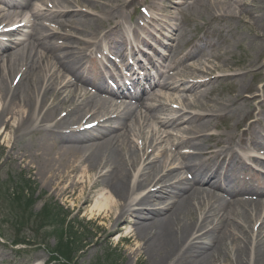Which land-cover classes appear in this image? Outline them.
<instances>
[{
	"label": "bare ground",
	"instance_id": "bare-ground-1",
	"mask_svg": "<svg viewBox=\"0 0 264 264\" xmlns=\"http://www.w3.org/2000/svg\"><path fill=\"white\" fill-rule=\"evenodd\" d=\"M134 1L39 0L27 9L33 16L24 15L28 0L5 2L0 137H13L8 156L109 234L126 225L117 241H132L131 258L264 264V178L243 165L261 160L264 166V108L244 98L253 81L243 80L255 60L243 59L237 68L227 45L198 46L215 38L222 43L224 31L236 36L239 25L253 33L264 23V0H136L147 1L150 17L130 23L125 12ZM182 19L201 21L193 26L200 36L187 38ZM152 37L169 51L163 52L159 101L142 104L147 113L130 112L126 101L109 98V88L82 75L94 54L125 59L149 47ZM219 81L237 85L232 98L211 95ZM260 90L264 95V85ZM218 118L232 120L236 132L213 133ZM245 121L246 129L238 130ZM246 149L251 153L243 154ZM242 178L248 186L236 185Z\"/></svg>",
	"mask_w": 264,
	"mask_h": 264
},
{
	"label": "rangeland",
	"instance_id": "rangeland-1",
	"mask_svg": "<svg viewBox=\"0 0 264 264\" xmlns=\"http://www.w3.org/2000/svg\"><path fill=\"white\" fill-rule=\"evenodd\" d=\"M135 1L126 9L127 14L132 10L134 11L132 18L139 11L137 8L139 4L137 5ZM199 22L201 21L196 22V27L199 26ZM192 27L191 24L188 25V29ZM233 27L235 28V26ZM237 29L235 30L236 36L232 37L231 33L227 34L224 31L225 37H220L223 42L217 43L220 44V48L227 45L231 49L235 55L233 62L235 61V67L237 68L243 59L255 60L253 67L245 74L243 80L245 84L251 80L253 81L251 89L245 91L246 96L244 95V98L252 100L254 104L260 103L263 109L264 95H262L263 92L260 89L264 85V23L261 27L258 26L253 33L248 32L241 25ZM240 34H244V37L239 41ZM261 38H263V41L259 40ZM235 40H237V43ZM212 77L213 75H211ZM230 83L232 81L215 82L211 86V95L232 98L235 93L230 88L236 89L237 85H231L227 88ZM212 123L211 131L213 133L236 132L232 120L227 121L218 118L214 119ZM247 125L248 121H245L238 130H245ZM5 136L0 137V264H46L49 261V251L66 239L65 237L64 239L61 238L62 224L60 222H62V219L55 215L48 218L42 210L52 205L63 207L61 212L69 216L70 224L76 226L80 224L86 228L83 236L86 238V248L81 254L74 257L73 264H98L96 258L103 255L108 246L116 248V254L120 255L119 264H150L143 254L137 259L127 255L128 249L133 247L132 241L127 239L117 241L118 236L124 235L126 225L119 232L109 234L106 227L99 223V220L89 219L86 211L71 206L65 198H56L49 185H44L35 172L23 168V164L17 165L16 161L8 156L13 137L10 135L5 138ZM32 148L33 145L26 151L31 152ZM15 152L21 151L15 150ZM25 180H29L33 185L32 188L35 189L30 199H27L23 193L28 185ZM7 196L15 198V202L9 205ZM39 220L49 224L51 228H47V226L42 229L39 228L37 226ZM58 223H60V228L57 226ZM62 227L64 228V225ZM11 243L17 245L13 246ZM20 243L21 245H19Z\"/></svg>",
	"mask_w": 264,
	"mask_h": 264
},
{
	"label": "trees",
	"instance_id": "trees-1",
	"mask_svg": "<svg viewBox=\"0 0 264 264\" xmlns=\"http://www.w3.org/2000/svg\"><path fill=\"white\" fill-rule=\"evenodd\" d=\"M32 193H33V191H30V194H31V195H32ZM13 202H15V199H14ZM13 202H12V203H13ZM52 209H53V208H52ZM52 209L50 208V209H48V210H47V209L44 210V212H45V214L47 215V217H49L50 213H52ZM58 214H59V213H58ZM69 229H70V228H66L67 239H68L69 241H71L72 243H77V242H79L80 239H78V238L76 237V232H74V231L72 230V228H71V230H69ZM73 237H74V238H73ZM61 238H62V232H61ZM69 246H70V245H69V243H68L67 241H61V242L57 245V250L60 251V252H62V251H66V250L68 249ZM54 259L57 261V264H67V263H61L60 260H58L56 257H55ZM114 261H115L114 259L108 257V260H106V261L104 262V264H115Z\"/></svg>",
	"mask_w": 264,
	"mask_h": 264
}]
</instances>
